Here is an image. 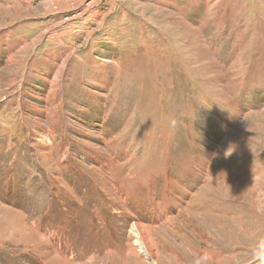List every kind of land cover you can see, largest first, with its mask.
I'll use <instances>...</instances> for the list:
<instances>
[{
	"label": "rangeland",
	"instance_id": "374dc122",
	"mask_svg": "<svg viewBox=\"0 0 264 264\" xmlns=\"http://www.w3.org/2000/svg\"><path fill=\"white\" fill-rule=\"evenodd\" d=\"M0 264H264V0H0Z\"/></svg>",
	"mask_w": 264,
	"mask_h": 264
},
{
	"label": "bare ground",
	"instance_id": "6f19581e",
	"mask_svg": "<svg viewBox=\"0 0 264 264\" xmlns=\"http://www.w3.org/2000/svg\"><path fill=\"white\" fill-rule=\"evenodd\" d=\"M134 227H135V233H136V236L140 239V234H139V229H140V226L138 225V224H135L134 225ZM142 230V229H141Z\"/></svg>",
	"mask_w": 264,
	"mask_h": 264
}]
</instances>
